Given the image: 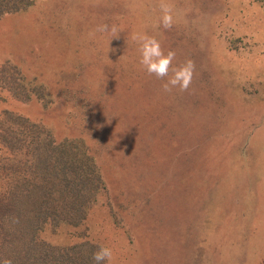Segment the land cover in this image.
<instances>
[{"label":"rangeland","instance_id":"374dc122","mask_svg":"<svg viewBox=\"0 0 264 264\" xmlns=\"http://www.w3.org/2000/svg\"><path fill=\"white\" fill-rule=\"evenodd\" d=\"M8 66L42 95L0 83V131L14 114L76 141L104 180L43 240L100 264H264V0H34L0 18Z\"/></svg>","mask_w":264,"mask_h":264},{"label":"trees","instance_id":"16d2710c","mask_svg":"<svg viewBox=\"0 0 264 264\" xmlns=\"http://www.w3.org/2000/svg\"><path fill=\"white\" fill-rule=\"evenodd\" d=\"M34 0H0V18L28 10ZM0 83L13 96L28 101L42 95L9 67ZM30 90H29V88ZM0 131L7 158L0 162V264H100L81 245L70 249L48 243L40 232L53 227L82 226L104 180L90 153L76 141H56L35 124L10 114ZM79 146H78V144ZM84 247H92L83 243Z\"/></svg>","mask_w":264,"mask_h":264}]
</instances>
